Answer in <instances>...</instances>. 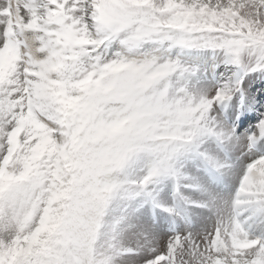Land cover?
I'll return each instance as SVG.
<instances>
[{
    "label": "snow or ice",
    "instance_id": "6c2138e0",
    "mask_svg": "<svg viewBox=\"0 0 264 264\" xmlns=\"http://www.w3.org/2000/svg\"><path fill=\"white\" fill-rule=\"evenodd\" d=\"M0 264H264V0H0Z\"/></svg>",
    "mask_w": 264,
    "mask_h": 264
}]
</instances>
